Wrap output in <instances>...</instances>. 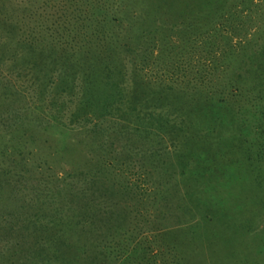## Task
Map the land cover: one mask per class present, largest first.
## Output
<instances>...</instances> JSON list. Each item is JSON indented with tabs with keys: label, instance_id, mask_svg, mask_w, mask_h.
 <instances>
[{
	"label": "rangeland",
	"instance_id": "rangeland-1",
	"mask_svg": "<svg viewBox=\"0 0 264 264\" xmlns=\"http://www.w3.org/2000/svg\"><path fill=\"white\" fill-rule=\"evenodd\" d=\"M5 14L13 22L23 17L18 28L26 23V30L34 33L42 27L46 36L47 31L57 36L69 29L90 35L98 25L86 14L119 15L113 30L120 35L130 31L135 53L129 57L122 48L114 63L120 70L125 62L130 68L129 59L145 67L141 73L159 84H139V95L157 96L160 102L149 99L141 105L165 106L157 113L161 127L172 122L168 131L157 132L155 126L143 140L129 131L135 124H129L126 111H113L97 124L84 116L88 109L77 104L72 83L39 97L33 90L29 57L20 59V53L13 63L12 51L5 53L7 46H0V79L14 85L8 93L0 87V96L12 98L0 99V133L7 136L0 138V235L7 234L10 225H29L31 220H55L52 237L61 235L58 228L67 222V204L73 205L79 220L86 202L89 209L126 215L124 231L138 224L157 229L156 236L143 234L146 246L155 238L163 246L155 250L157 262L142 264H264V0H0V15ZM10 24L0 22V36L19 52L12 35L6 37ZM59 40L60 35L55 43ZM34 57L41 76L61 68L56 57L48 63ZM201 57L207 60H201L202 68L196 63ZM178 65L179 75L186 77L172 94L162 85ZM122 77L120 73L116 80ZM185 93L187 113L182 121L174 98L180 100ZM53 96L67 104L56 103ZM51 97V105L45 102L41 109V101ZM129 158L142 164V171H151V177H134L135 185L122 195L121 184H116L120 177L128 184L126 173H120L129 169L124 164ZM98 160L105 163L104 169L94 166L100 176L86 185V175ZM154 182H168L174 194L171 214L161 204L149 211L150 194L145 192ZM135 186L142 197L134 199L128 193ZM185 203L187 217L175 208ZM76 228L80 237L85 236L87 229ZM52 246L48 243L44 250L47 264H138L133 258L122 261L118 252L77 250L78 244ZM14 252V247L3 250L0 244V264H20L11 258ZM144 252L145 257L153 253Z\"/></svg>",
	"mask_w": 264,
	"mask_h": 264
},
{
	"label": "trees",
	"instance_id": "trees-1",
	"mask_svg": "<svg viewBox=\"0 0 264 264\" xmlns=\"http://www.w3.org/2000/svg\"><path fill=\"white\" fill-rule=\"evenodd\" d=\"M86 16H89L90 20L92 19L93 23L98 25V27L94 29L93 33L87 35L85 31L79 29L62 30V32L57 35H60L59 42L55 43L57 36H54L53 34L49 35L48 31L46 36L45 30L42 27L37 28L34 33L26 30V23L24 26H21V28H18L21 25L20 23L23 17L21 19H16L13 22L10 16L7 14L4 16L0 15V22L11 23L10 27L12 30L10 32V30L6 29V37L12 35L11 40H13V42L15 41V44L19 45V52H15L13 50L12 44L8 43V45H5V37L3 38L2 36H0V46H7L5 53L12 51V56L15 57L12 60L13 63L14 61L18 60V58H20V53H23V58L20 59H25L27 56L29 57L32 70V73L30 74L32 79L31 82H33L34 85L33 90L36 92V94H38L39 97L45 98L49 89L54 90L53 88L58 86H67L68 84L72 83L74 89L76 90V99H79L76 100L77 104L82 109H88L84 116L88 117L89 119H95L97 124L101 118L105 119L108 115L113 113V111L115 112V115L118 112L126 111V115L129 114V118H127L129 124H135L133 127L128 126L130 129L129 131L134 137L140 138L142 140L146 139L145 136L152 134V130L155 126L157 127V132L162 130L168 131L167 128L170 126V122L172 121H167L164 129L161 127L162 124L159 121L161 119L160 115L157 114L158 111L164 109L165 106L147 105L148 107H145L141 105L142 101H149V99L160 102L158 99L159 97L157 96L151 98L149 94L146 96L143 94L139 95V86H141L139 84H145L147 80H149L147 83L150 84L152 81L157 82V80H152V78L148 76L146 77L141 73L145 70V67L139 61H130L129 59L128 64L130 68L127 67V62H125L124 68L121 70L119 69L120 67L114 63V61L118 63L117 57L121 53L122 48L126 49L127 53H129V57L131 54L135 53V50L130 43L131 40L129 39L130 31L126 30L125 32H121L120 35L119 32H115L113 30V25L115 22L117 23V20L120 18V16H117V14H86ZM12 23H14L17 28L14 27ZM34 54L41 56L46 63L50 61L56 62L57 58L62 63L60 70L52 72L50 75L45 74L41 76V70L38 69L37 62L32 60L35 58ZM201 60L203 63L207 61L206 59H203V57L196 59L198 67L203 65ZM187 64H190L189 59H187ZM22 70H25V68L23 67ZM180 71H182V69L178 65L174 70L169 72L170 74L167 75L166 79H164L167 81H165V83L162 82V86H165L163 90L169 89L173 94V91L178 89L174 86H176V83L179 82V80H182L186 77L184 74L180 76ZM120 73H122L123 76L122 80L117 81L116 76L120 75ZM40 77L45 80V82H43ZM200 80L202 83L203 77H201ZM166 83L174 85L168 86ZM13 86V83L9 82L6 78L0 79V87L6 93L12 90ZM177 86H181L180 83L177 84ZM37 88L41 89L38 91ZM52 92L53 91H50L49 93ZM186 98L187 93H185L180 100L174 98L177 110L182 116V121H184L187 113L185 110L187 109ZM0 99L11 102L12 98H10V95L8 94H2ZM51 99L52 97L42 100L41 105H39L41 106V109L44 108V105L42 104L45 102H48V105H51ZM53 99L56 101V103L67 104L63 98L53 96ZM74 101L75 99L73 102ZM21 110L23 109L18 111ZM118 121L122 122L121 119H118ZM175 121L176 118L173 120V123H175ZM175 130L176 129H173V131ZM5 131L9 130L6 129ZM11 132L12 130H10L8 133ZM0 135L1 139H5L7 137L6 135H3L2 131ZM2 152L3 151L0 150V154H2ZM185 153L187 154V150ZM180 154L183 156V158H185L184 156H187L183 155L182 153ZM165 155L168 154L165 153ZM131 158L134 157L131 156ZM131 158H129V160L124 163L129 169L123 173H120L121 175L126 173L127 176L125 178L128 179V184H122L125 181H123L121 177L120 181H117L118 184L114 182L117 186L121 184V186L119 185L120 187H118V191L122 195H124L126 188L135 185L136 179L134 177L141 178L144 175L148 176L149 178L151 177V171H142L143 165L139 162L131 161ZM99 162L100 160L96 161V163L93 164L91 170H89V173L86 175L84 180L86 185L95 182L96 177L100 176V172L94 166H98L99 164L101 168L104 169L103 165H105V163ZM111 166L112 165L110 164L109 166L106 164V167ZM95 169L96 172L94 173ZM186 169L187 167L182 169V172L184 171L183 177H187ZM128 172L131 174H127ZM123 185H125V187ZM168 186V182H166V185H163V183L154 182L150 186V191L145 192L150 194V199L148 197L147 200L149 203L150 212H152L155 207L161 204V206L164 207L165 212H167L166 209H168V213L171 214V206L174 204V194L173 192H170ZM137 188L140 187L135 186L128 191V193H130L134 199L142 197L138 195ZM139 191H141V189ZM177 193L181 192L178 191ZM70 194L73 195L72 193ZM185 194L187 195V191ZM154 196L155 198H153ZM3 199L4 198H2L0 201H3L4 203ZM184 200L185 196H183L182 202L180 200L177 202L181 204ZM186 206L187 203L184 205L182 204L179 207H175L180 211V216L187 217ZM73 210V205L67 204V222L62 223L59 226L58 232H60L61 235H57L55 237H52L53 231H51L58 225L55 220L47 221L46 224L41 223L39 220H31L29 225L25 223H22V226H19L18 224L10 225L8 233L0 235V244L3 250L8 246L14 247L15 252L11 258L16 259L20 262V264H47V254L44 255V250L45 248H48V243L52 244V247L60 244V246L66 248L72 247V245L77 248L78 244L77 250L83 251L92 249L104 253L109 252L112 254L118 252V254L121 255L120 257L122 261H124V259L128 260L129 258H133L137 260L138 264H142V260L147 261V263H152L154 260L157 262L155 250L158 249V251H161L163 246L161 244L160 246L158 245V240L156 238L150 241V245L146 246L144 240L147 238H143V234L148 235L153 233V235L155 234L156 236L154 231L157 229L154 231H151L152 229L145 230L142 228V226L139 228L138 224L135 226V229L124 231V220H126V215H123L121 212L115 213L112 210L104 211L96 210V208L89 209L86 202L83 203L82 215L78 216L79 220L75 219ZM91 218H93L94 221H90ZM128 224L129 223H127V226ZM182 224L187 228V223L182 222ZM79 225L87 229V232L85 233L86 237H80L77 234L76 227ZM32 231L43 233V235L46 236H44V238H39L37 235H33ZM48 232H50L49 236L47 235ZM89 233L93 234V236L90 238L88 237ZM19 236H22V238H18ZM2 243H6V245ZM173 247L174 245L170 246V248ZM20 248L26 251H20ZM28 249H31L32 251H29ZM145 249H151L153 253L148 255L146 254L147 256L145 257ZM141 252H144L143 255H140Z\"/></svg>",
	"mask_w": 264,
	"mask_h": 264
}]
</instances>
